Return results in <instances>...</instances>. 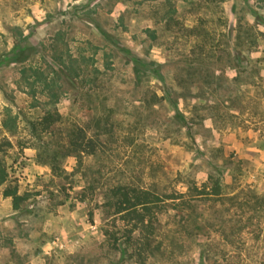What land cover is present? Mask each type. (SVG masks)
I'll return each instance as SVG.
<instances>
[{
  "label": "rangeland",
  "instance_id": "374dc122",
  "mask_svg": "<svg viewBox=\"0 0 264 264\" xmlns=\"http://www.w3.org/2000/svg\"><path fill=\"white\" fill-rule=\"evenodd\" d=\"M34 69L62 79L48 90ZM72 126L94 152L68 154ZM0 142V264H136L105 241L127 226L112 189L185 193L211 174L234 205L201 240L163 211L182 247L145 264H200L205 242L204 264H264V0H0Z\"/></svg>",
  "mask_w": 264,
  "mask_h": 264
},
{
  "label": "trees",
  "instance_id": "16d2710c",
  "mask_svg": "<svg viewBox=\"0 0 264 264\" xmlns=\"http://www.w3.org/2000/svg\"><path fill=\"white\" fill-rule=\"evenodd\" d=\"M25 53V51H24ZM30 54H23L18 61L27 62ZM66 66L63 70H66ZM25 71V70H24ZM97 71V70H96ZM69 75L75 78L78 71L69 67L67 69ZM141 70L135 67V74L139 76ZM55 76L49 82L47 75L40 69L33 70L35 80L43 82L45 88L53 91L55 86H58L62 79L60 71H53ZM62 86V85H60ZM53 94V93H52ZM166 97L172 99L170 89L165 91ZM56 97L55 94L52 95ZM163 99V97L161 98ZM175 104L174 100H171ZM177 113H180L177 111ZM54 120L50 116L44 117L41 125L54 130ZM67 145L65 150L70 156L80 157L84 153H92L95 151V146L92 141H87V134L82 127L72 126L66 133ZM0 151H2V143L0 142ZM54 157H56L54 155ZM53 171H56L55 162L48 163ZM7 171L3 162L0 160V186L6 181ZM188 191L185 193H169L160 195L154 191L135 188L128 186L115 187L111 191V195L107 201V207L114 210V215H119L127 226L118 228L116 231L105 230V241L107 242L108 250L115 251L120 255V260L134 262L136 264H145L149 258H152L157 253H162L168 247L181 248L183 243H175L176 234L182 231L180 239L186 235L193 240L208 239L210 231L217 226L218 219L215 214L217 212V205L231 204L236 198V195H231L233 189L227 188L222 182V175H209L208 180L202 185L196 183L188 184ZM5 196L13 198V204L17 208L20 206L23 197L18 195L17 190L6 188ZM231 202V203H230ZM206 203V212H202L201 204ZM234 203H232V206ZM174 211V220L180 226L181 231L171 228L173 235L171 241L166 244L162 237V226L160 223V214L163 211ZM226 221L219 226L224 227ZM223 232H225L223 230ZM173 251H171L172 254ZM164 253V252H163ZM209 246L207 242L202 244L200 250V264H204L205 259L210 257Z\"/></svg>",
  "mask_w": 264,
  "mask_h": 264
}]
</instances>
